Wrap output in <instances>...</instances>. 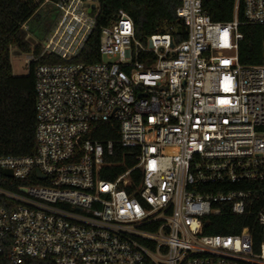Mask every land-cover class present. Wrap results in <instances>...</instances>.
<instances>
[{
    "label": "built area",
    "instance_id": "obj_1",
    "mask_svg": "<svg viewBox=\"0 0 264 264\" xmlns=\"http://www.w3.org/2000/svg\"><path fill=\"white\" fill-rule=\"evenodd\" d=\"M175 1L181 41L178 29L140 41L118 10L87 64L74 59L96 29L97 0L51 2L53 25L25 63L61 61L34 69V154L0 157L9 183L27 181L0 180V264H264V241L253 249L247 227L203 233L224 210L251 213V187L264 183V43L257 65L237 55L239 25L264 26V0H234L232 19L218 22L203 0ZM102 123L117 125L116 140L95 136ZM115 143L136 163L106 180ZM257 222L264 229V203Z\"/></svg>",
    "mask_w": 264,
    "mask_h": 264
},
{
    "label": "trees",
    "instance_id": "obj_2",
    "mask_svg": "<svg viewBox=\"0 0 264 264\" xmlns=\"http://www.w3.org/2000/svg\"><path fill=\"white\" fill-rule=\"evenodd\" d=\"M0 0V157L2 156H32L36 150L35 141V85L34 69L37 64L60 62L53 55H44L37 61L28 64L29 71L25 75L15 76L10 66V47L18 51L38 55L41 43L50 31L56 17V10L51 2L57 0ZM99 11L96 16V29L88 39L85 48L74 59L88 63L99 60L98 38L100 27L109 24L115 19L118 10L128 13L135 26V37L143 41L153 34H162L179 29L183 24L176 17L175 0H97ZM234 0H203L205 10L214 22L230 21L233 15ZM237 17L242 21L241 10ZM26 26V30L22 28ZM239 30L242 38L238 41V61L245 65H257L262 62L264 43V26L241 23ZM33 39L31 42L30 37ZM176 42L181 41L183 33L176 35ZM102 131L95 136L102 139L117 138V125L114 124L108 131L109 124L99 125ZM136 163L130 150L123 149L117 143L114 145V154L111 157L102 177L114 180ZM130 178L139 183L141 173L138 169L129 172ZM1 185L15 188L17 184H26L19 181L13 184L0 170ZM38 182V181H37ZM245 188L246 186H242ZM259 192L251 213L236 216L223 211L222 214L210 216L203 233L205 234H234L247 227L252 234L253 249L258 251L264 241V229L257 222V213L264 203V183L251 187ZM129 191V188L126 189ZM3 264H7L6 262ZM21 264H52L49 259L26 258ZM247 264V263H243Z\"/></svg>",
    "mask_w": 264,
    "mask_h": 264
},
{
    "label": "rangeland",
    "instance_id": "obj_3",
    "mask_svg": "<svg viewBox=\"0 0 264 264\" xmlns=\"http://www.w3.org/2000/svg\"><path fill=\"white\" fill-rule=\"evenodd\" d=\"M30 55L31 53L18 51L14 46L10 47V66L12 67L13 75L21 76L28 73L29 66L25 63V59Z\"/></svg>",
    "mask_w": 264,
    "mask_h": 264
},
{
    "label": "water",
    "instance_id": "obj_4",
    "mask_svg": "<svg viewBox=\"0 0 264 264\" xmlns=\"http://www.w3.org/2000/svg\"><path fill=\"white\" fill-rule=\"evenodd\" d=\"M181 28L182 27H180L179 29H178V33H181ZM31 42H33V39L30 37V39H29ZM3 173H4V175L5 176H11V172H10V170H7V169H4L3 170ZM40 175V174H39Z\"/></svg>",
    "mask_w": 264,
    "mask_h": 264
}]
</instances>
